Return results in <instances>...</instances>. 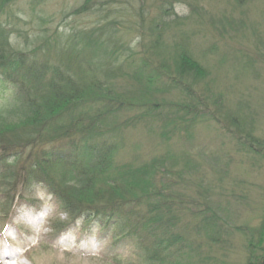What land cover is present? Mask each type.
Masks as SVG:
<instances>
[{
	"label": "trees",
	"instance_id": "trees-1",
	"mask_svg": "<svg viewBox=\"0 0 264 264\" xmlns=\"http://www.w3.org/2000/svg\"><path fill=\"white\" fill-rule=\"evenodd\" d=\"M16 1L0 0V92L16 98L15 106L4 105L0 112L4 204L9 206L18 191L29 196L41 185L69 221H96L110 235L112 248L131 239L141 241L144 250L151 243L160 255L170 253L172 243L161 240L165 231L158 228L166 201L149 190L147 180L138 184L131 177V185L123 184L126 175L146 164L114 167V136L120 124L117 114L135 113L132 123L142 121L136 114L147 120L171 114L174 127L208 110L207 71L187 51L190 36L178 31L184 20L162 5L163 0L162 12L153 17L142 0H125L120 6L128 8L122 10H111L113 0H83L69 15L88 13L92 28L71 27L68 35L51 38L39 34L22 44L12 39V33L19 34L12 29L16 15L9 13ZM241 1L234 0L236 5ZM132 30L139 41L135 53L123 35ZM33 46L37 48L30 51ZM41 48L44 52L38 54ZM169 91L177 93L178 101L160 100ZM219 113L211 110L212 120L264 159V138L242 125L237 115ZM154 161L164 168L160 159ZM152 195L158 199L154 205ZM195 210L212 226L209 212ZM63 227L58 223L54 229ZM247 249L242 264H264V228L249 236ZM203 264L228 263L212 257Z\"/></svg>",
	"mask_w": 264,
	"mask_h": 264
},
{
	"label": "rangeland",
	"instance_id": "rangeland-1",
	"mask_svg": "<svg viewBox=\"0 0 264 264\" xmlns=\"http://www.w3.org/2000/svg\"><path fill=\"white\" fill-rule=\"evenodd\" d=\"M31 1L17 0L9 9L16 15L12 26L19 32L12 33L16 42L93 26L88 13L69 15L83 0ZM123 1L113 0L111 10L128 8L120 6ZM161 1L141 3L152 17L162 12L159 8L164 3L184 20L178 31L190 36L187 51L207 71L210 103L204 115L189 116L174 127L171 114L167 119L151 115L154 118L149 120L143 113L136 114L142 120L139 123H132L135 113L117 114L114 167L146 164L142 171L126 175L123 184L131 185V177L138 184L147 180L149 190L166 201L158 228L165 231L160 238L172 243V250L160 255L155 244L149 243L144 250L141 241L131 243V239L110 248L87 225L79 230L76 224L59 237L53 225L66 222L67 217L36 185L26 199L29 203L21 200L18 210L13 204L12 219H5L6 206L0 209V264H203L212 257L242 264L249 256V236L264 228V159L249 153L210 114L219 109L217 116L237 115L242 125L264 138V0H242L238 5L234 0H163L160 5ZM123 35L132 52L139 51L135 30ZM42 48L38 54L44 52ZM163 94L160 100L178 101L174 91ZM14 99L0 92V112L4 105L15 106ZM156 157L164 168L157 167ZM151 201L154 205L158 199L152 195ZM195 209L209 212L212 226L202 222Z\"/></svg>",
	"mask_w": 264,
	"mask_h": 264
},
{
	"label": "bare ground",
	"instance_id": "bare-ground-1",
	"mask_svg": "<svg viewBox=\"0 0 264 264\" xmlns=\"http://www.w3.org/2000/svg\"><path fill=\"white\" fill-rule=\"evenodd\" d=\"M215 21L212 20V23H214Z\"/></svg>",
	"mask_w": 264,
	"mask_h": 264
}]
</instances>
